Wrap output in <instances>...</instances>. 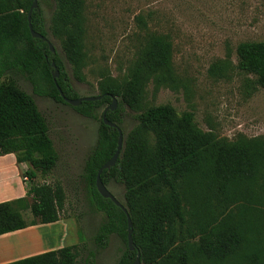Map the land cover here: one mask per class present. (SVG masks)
<instances>
[{
	"label": "trees",
	"instance_id": "obj_1",
	"mask_svg": "<svg viewBox=\"0 0 264 264\" xmlns=\"http://www.w3.org/2000/svg\"><path fill=\"white\" fill-rule=\"evenodd\" d=\"M55 1L52 32L62 39L66 57L78 73L87 58L86 0ZM33 3L0 0V157L14 155L18 164H29L31 179L37 173L49 175L58 154L33 97L14 80H3L4 76L22 73L34 95L58 104L68 105L62 94L71 100L80 98L57 52L31 35L28 14ZM32 27L47 37L40 3L32 13ZM237 61L238 70L253 76L256 87L264 90V41L240 44ZM53 63L60 72L56 81ZM219 69L215 64L211 71ZM150 83L157 88L177 86L172 44L166 37L150 38L126 80L101 82L100 101L73 107L96 119L100 108L120 98L117 109L108 110L106 118L121 128L125 108H129L137 122L116 165L101 175L106 187L111 182L125 185L134 249L128 245L127 215L104 198L96 185L119 139L118 130L105 125L103 119L86 164L93 203L106 215L95 238L97 247L105 249L113 235L122 239L126 251L118 264H134L138 255L141 264H264V138L219 139L200 130L192 113L178 114L170 105L147 106L144 101ZM27 198L0 203V236L30 224L60 221L65 199L58 184L33 186ZM23 210L30 211V224ZM76 248L64 247L7 264H78ZM87 264H95L94 253H89Z\"/></svg>",
	"mask_w": 264,
	"mask_h": 264
},
{
	"label": "rangeland",
	"instance_id": "obj_2",
	"mask_svg": "<svg viewBox=\"0 0 264 264\" xmlns=\"http://www.w3.org/2000/svg\"><path fill=\"white\" fill-rule=\"evenodd\" d=\"M38 1L47 38L80 98L100 95L99 84L106 79L119 83L126 80L150 38L162 36L172 44L177 86L157 88L150 83L145 105H170L178 114L192 113L200 130L219 139L264 138V90L256 87L253 76L237 68L238 46L264 41V0H86L87 58L85 67L78 73L66 57L62 39L52 32L56 1ZM215 64L221 69L211 71ZM9 79L35 100L47 121L59 158L49 175L37 173L35 179L28 174L29 164L17 163L26 190L37 185L58 184L65 199L60 222L54 226L31 225L30 211L23 210L22 215L30 225L24 237L14 238L13 243L28 240L21 247L27 252L45 248V241H48L46 250L76 246L78 264H87L89 253L95 254V264H118L126 244L113 235L105 249L97 247L95 238L106 222V215L96 209L86 177V164L96 147L100 121L109 105L97 111L96 119L88 118L72 106L34 95L22 73L9 72L3 80ZM119 101L116 98L117 106ZM134 114L125 108L120 128L124 141L137 128ZM13 167L0 166V180L16 189L20 185L16 173L8 175ZM107 188L126 205L125 185L111 182ZM27 201L31 204L32 198Z\"/></svg>",
	"mask_w": 264,
	"mask_h": 264
},
{
	"label": "crops",
	"instance_id": "obj_3",
	"mask_svg": "<svg viewBox=\"0 0 264 264\" xmlns=\"http://www.w3.org/2000/svg\"><path fill=\"white\" fill-rule=\"evenodd\" d=\"M3 165H9V166H14L11 169V172H8V175H12L16 173V176L19 181V188H14L12 189V185L8 183L7 185L6 182L0 180V203L4 201H14L20 198H25L27 194V186L26 183L23 181V178L20 176V170L19 166L17 167V162H16V157L14 155H8L4 157H0V166ZM19 165V164H18ZM60 222V221H59ZM59 222L54 223V224H47L43 226H54L59 224ZM26 230H21L17 231L14 233H10L7 235L0 236V264H7L11 263L17 260L25 259L27 258L26 256L37 254V253H45L49 252L50 250L52 251L53 249L48 248L46 250V246L48 244V241H45V248H42L40 250H37L36 252H27L26 248H21L22 244H25L28 242V240L25 243H13L14 238H19L22 239L24 237V233ZM21 234V235H20ZM50 243V242H49ZM25 246V245H24Z\"/></svg>",
	"mask_w": 264,
	"mask_h": 264
},
{
	"label": "water",
	"instance_id": "obj_4",
	"mask_svg": "<svg viewBox=\"0 0 264 264\" xmlns=\"http://www.w3.org/2000/svg\"><path fill=\"white\" fill-rule=\"evenodd\" d=\"M39 7V3L38 0H34L33 6L30 9V12L28 14V23H29V29L31 32V35L33 38L35 39H40L45 43L49 44L50 50L52 52H56V49L53 47V45L51 44V42L49 41V39L47 37L42 36L41 34L37 33L34 31L33 27H32V13L35 9H37ZM53 67L55 68V64L53 63ZM60 72L58 71V69L55 68V73H54V80L56 81L57 78L59 77ZM62 97L64 99V101L72 106V107H78L80 106L83 102H96V101H100L102 99V97L98 96V97H87V98H79V99H75V100H71V99H67L63 96ZM117 107V103L116 100H113V103L111 106H109L103 113L102 119L105 125L117 129L118 133H119V139H118V147H117V151L115 153V155L113 156V158L103 166V168L99 171L98 175H97V180H96V185H97V189L100 192V194L106 198V199H110L117 207H119L120 209H122L124 211V213L127 215V219H128V245L130 247V249H134L133 246V241H132V221L131 218L129 216L128 210L125 207V205H123L122 203H120L115 196L108 190V188L103 184L102 180H101V175L102 172L105 169H109L111 167H114L118 161V159L121 156V153L123 151V147H124V134L122 132V130L119 128V126L115 123H112L111 121H109L106 118V113L108 110L114 111L116 110ZM134 264H141L140 261V255H138L136 261Z\"/></svg>",
	"mask_w": 264,
	"mask_h": 264
}]
</instances>
